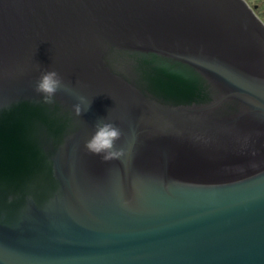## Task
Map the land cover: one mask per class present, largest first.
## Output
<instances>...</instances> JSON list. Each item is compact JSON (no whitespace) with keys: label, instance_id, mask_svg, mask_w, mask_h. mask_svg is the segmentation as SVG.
Returning a JSON list of instances; mask_svg holds the SVG:
<instances>
[{"label":"water","instance_id":"obj_1","mask_svg":"<svg viewBox=\"0 0 264 264\" xmlns=\"http://www.w3.org/2000/svg\"><path fill=\"white\" fill-rule=\"evenodd\" d=\"M101 119L108 162L84 148ZM0 264H264V15L0 0Z\"/></svg>","mask_w":264,"mask_h":264},{"label":"clouds","instance_id":"obj_2","mask_svg":"<svg viewBox=\"0 0 264 264\" xmlns=\"http://www.w3.org/2000/svg\"><path fill=\"white\" fill-rule=\"evenodd\" d=\"M63 88L64 84L59 74L55 70H46L41 73L34 91L43 103L51 104L54 103L56 93ZM79 99L83 101V98ZM73 110L77 116H80L82 112L80 103L74 104ZM121 136L118 127L101 119L94 126L93 134L84 142V148L88 153L99 156L102 162L118 159L123 155V149L116 147V142Z\"/></svg>","mask_w":264,"mask_h":264},{"label":"flooded vegetation","instance_id":"obj_3","mask_svg":"<svg viewBox=\"0 0 264 264\" xmlns=\"http://www.w3.org/2000/svg\"><path fill=\"white\" fill-rule=\"evenodd\" d=\"M250 5L254 8L256 13L264 15V0H253Z\"/></svg>","mask_w":264,"mask_h":264},{"label":"rangeland","instance_id":"obj_4","mask_svg":"<svg viewBox=\"0 0 264 264\" xmlns=\"http://www.w3.org/2000/svg\"><path fill=\"white\" fill-rule=\"evenodd\" d=\"M247 1L249 2V4H251L253 0H247ZM255 1H258V0H255Z\"/></svg>","mask_w":264,"mask_h":264}]
</instances>
